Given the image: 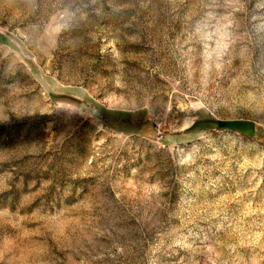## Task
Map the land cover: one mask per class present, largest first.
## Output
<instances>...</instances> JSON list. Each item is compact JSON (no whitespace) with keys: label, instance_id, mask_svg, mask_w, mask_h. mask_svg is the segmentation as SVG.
Listing matches in <instances>:
<instances>
[{"label":"rangeland","instance_id":"374dc122","mask_svg":"<svg viewBox=\"0 0 264 264\" xmlns=\"http://www.w3.org/2000/svg\"><path fill=\"white\" fill-rule=\"evenodd\" d=\"M0 264H264V0H0Z\"/></svg>","mask_w":264,"mask_h":264}]
</instances>
